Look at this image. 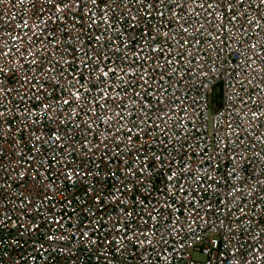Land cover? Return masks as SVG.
<instances>
[{
    "label": "built area",
    "instance_id": "1",
    "mask_svg": "<svg viewBox=\"0 0 264 264\" xmlns=\"http://www.w3.org/2000/svg\"><path fill=\"white\" fill-rule=\"evenodd\" d=\"M0 69V264H264L261 0H0Z\"/></svg>",
    "mask_w": 264,
    "mask_h": 264
},
{
    "label": "snow or ice",
    "instance_id": "2",
    "mask_svg": "<svg viewBox=\"0 0 264 264\" xmlns=\"http://www.w3.org/2000/svg\"><path fill=\"white\" fill-rule=\"evenodd\" d=\"M48 2L52 3V0H48ZM92 2L96 3V0H92ZM261 3L264 4V0H261ZM66 7H68V6H66ZM56 9H57V11H62L63 10L59 5L56 6ZM253 47H255V46L253 45ZM0 71H3V70L0 69ZM104 75L107 76V73L105 72ZM9 91H11V89H9ZM2 92H4V89L0 88V93H2ZM64 103L67 104V103H69V101L65 100ZM44 107L48 108V105H45ZM3 115H4V113L0 112V116H3ZM55 138L59 139V137H55ZM129 138H131V137H129ZM37 139H39V137H37Z\"/></svg>",
    "mask_w": 264,
    "mask_h": 264
},
{
    "label": "rangeland",
    "instance_id": "3",
    "mask_svg": "<svg viewBox=\"0 0 264 264\" xmlns=\"http://www.w3.org/2000/svg\"><path fill=\"white\" fill-rule=\"evenodd\" d=\"M194 258H195V259H200V257H199V256H197V255H195V256H194Z\"/></svg>",
    "mask_w": 264,
    "mask_h": 264
}]
</instances>
